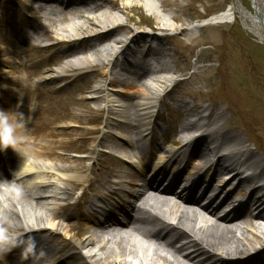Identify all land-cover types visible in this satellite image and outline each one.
I'll use <instances>...</instances> for the list:
<instances>
[{"label":"bare ground","instance_id":"6f19581e","mask_svg":"<svg viewBox=\"0 0 264 264\" xmlns=\"http://www.w3.org/2000/svg\"><path fill=\"white\" fill-rule=\"evenodd\" d=\"M29 1L40 2L37 7L33 4L27 5L35 17L39 18V14L46 15L47 12L50 18L54 17L50 22L54 32L68 30L72 26V19L85 17V20L78 22L81 32L78 31L72 42H87L86 46L73 45L71 48L65 47L63 42L59 43L60 54H63L65 59L59 63V68L52 75H48L44 73V69L48 67L49 58L43 56L42 47L36 43L42 37L51 38L48 30L33 22L20 20L17 29H10L14 36L13 43L6 40L5 31L0 32V63L2 66L7 65L4 74L9 82L8 84L2 81L4 86L0 87V110L6 111L10 118L18 112L23 113L27 120L25 131L17 129L16 132L17 152L12 148L4 150L6 154L14 156L15 162L10 170L3 166L0 178L5 182L8 180L15 183H11V186L19 189L20 194L15 205L11 204L6 211H0V228L27 233L30 237L43 234L47 237L42 242L44 244L49 242L48 236L56 239L54 231L59 227L66 234L79 228L87 237L73 240L77 253H67L66 261L77 258L84 264H132L120 254L110 255L103 246H99L97 251L94 250L99 243L97 236L103 232H112V228L123 220L124 225L132 226L134 231L141 235L153 237L157 249L171 255L172 260L168 264H264V244L255 236L248 238L246 221L249 220L250 223V219L246 220L248 213L245 208L232 210L223 218L218 215L221 217L216 221L211 219L214 222H209L211 229L206 231L200 232L194 226L188 230L174 228L159 218L140 215L134 205L125 202L126 194L120 186L126 185L125 188H128L132 195L130 198H133L136 189L132 187L140 183L136 178L134 181L128 179L131 173L124 167L103 175L93 174V166L85 165V162H91L97 157L98 148H108L110 152L104 155L116 159L117 165L127 163V166H130L136 162L142 173L151 165L152 173L149 175L156 180L169 182L170 185L186 183L187 190L192 191L190 197L185 199L188 203L196 201L194 195L201 192L202 196L197 202L215 205L206 206L203 210L212 214H219L230 204L234 191L237 192L236 198L245 194L256 206H251L253 212L259 211L260 217L253 224L264 229V162L241 142L238 135L226 131L222 124H214V119L219 120L222 117L219 110H209L195 120H187L182 126L181 135L178 136L182 147L177 148L175 153L165 150L158 156L151 151L158 150L157 136L162 134L163 130L150 121L145 122L152 117V112L148 111L155 109L161 100L143 103L136 101L140 96H145L147 91L160 95L166 88L156 82H162L161 80L154 78L149 82L134 87L133 85L138 82V77L146 74L149 77L155 74L164 79L166 84L171 83L169 76L172 71L165 67L161 60L166 49L162 37L139 34L129 37L132 31L117 17L123 10L114 8L115 3L108 0ZM144 1L149 4L147 6L154 4V0ZM157 2L161 4L160 0ZM248 3L251 11L242 7L240 0H233L224 11L206 20V24H221L237 17L246 32L264 47V0H248ZM149 9L148 12L157 14L159 19L157 7ZM87 15L91 16L89 20ZM65 22L68 23L64 24ZM163 26L167 28L165 23ZM88 29H91L90 33ZM26 31L34 33L32 40L37 39L35 43H28ZM53 37L56 38V34ZM23 42L28 43L27 49L18 47L19 43ZM109 56L114 59L111 61ZM31 68L37 72L29 71ZM79 74L105 76L106 79L94 82V86L90 87L92 92L98 94L91 98L90 102L78 103L72 108V100L60 99L63 115L51 116V110L55 107L52 108V103L47 100L43 90L37 96L35 112L30 111L31 101L20 98L23 97L24 91L26 95L30 91L35 92L36 88L27 90L21 86V83L29 80L31 76L37 75L42 77L44 82H50L51 90L69 91L72 82L67 79ZM125 80H128V83L121 94L125 93L130 98L124 110L115 114L114 109L102 107L104 98L109 102L113 96L119 95L120 92L115 87ZM121 99L122 97L119 101ZM12 100L16 101L17 111L6 107ZM178 108L184 113L201 111L200 107L188 105ZM104 113L107 115L105 119ZM238 115L243 121L247 117L244 112ZM87 116L90 117L85 121ZM113 116L121 120H114ZM87 123L91 125H85ZM101 126L105 129H115L118 134L104 133L99 138L95 135ZM142 128H146L145 131H141ZM192 130H198L200 134L188 136ZM143 132H147V135H142ZM73 135H79L84 142H90L91 146L84 147L83 154L71 161L69 166L60 165L62 157L71 152L68 141ZM225 144L234 145L229 151L222 152ZM181 156H186V160L180 168L177 160ZM154 157L157 160L152 164ZM184 173L187 174L185 179ZM197 173L199 175L196 178ZM95 179L98 184L96 187L92 186ZM233 182L236 186L231 189ZM170 185L165 188L166 193L171 191ZM7 187L9 188V185ZM75 192L79 194L75 195ZM88 192H91L93 197H89ZM164 199L153 201L147 206V210L155 212L167 209L169 205L175 206L176 203L171 204L175 202L172 197ZM62 211H67V218L75 216L83 218L84 221L60 224L58 216ZM185 216L193 225L201 224L203 220L197 211H191ZM46 221L56 222V225L47 227ZM251 230L256 232L253 228ZM41 247L42 245L37 243L38 264L45 263V257L40 253ZM13 251L5 256L3 264H28V260L35 257L30 255L29 259L25 260L21 254L22 250L18 251L17 255H14Z\"/></svg>","mask_w":264,"mask_h":264},{"label":"rangeland","instance_id":"374dc122","mask_svg":"<svg viewBox=\"0 0 264 264\" xmlns=\"http://www.w3.org/2000/svg\"><path fill=\"white\" fill-rule=\"evenodd\" d=\"M240 1L242 7L251 11L248 0ZM160 2L161 4H158L157 0H154L153 4L154 7H157L159 19L156 17L157 14L145 12L135 5H132V8L128 7V9L117 3L113 6L123 10V13L117 15V17L132 31L129 37L134 34L148 37L156 36V38L162 37L166 48L161 60L165 67L172 71L169 76L172 88L161 99V103L156 105L155 109L148 111L152 112V117L147 119L145 123L150 121V123L159 126L163 130V133L157 136L159 141L158 150L151 151L158 156L161 151L165 150L175 153L177 148L182 147L178 141V136L181 135L182 126L187 120H195L209 110H219L222 117L219 120L218 118L214 119V124H222L226 131L238 135L241 142L249 150L255 152L256 156L264 162V47L246 32L237 17L221 24H206V20L224 11L233 0H160ZM32 4L34 3L29 0H0V32L5 31L4 37L8 42H14V36L10 29H17L20 20L33 22L40 25L41 28L43 27L39 22V18L35 17L27 7V5ZM163 23L167 28L163 26ZM95 31L99 32V30ZM33 36L32 31H26L28 43H35L37 39L32 40ZM86 42L87 40L79 43H65L64 46L71 48L73 45H80L83 47L86 46ZM28 43H19L20 46L18 47L27 49ZM36 43L42 47L43 56L49 58L48 67L44 69V73L52 75L59 68V63L65 59L58 48V46H61L59 45L61 42L42 37ZM108 59L112 61L114 57L109 56ZM6 66H2L0 63V87L4 86L2 81L9 84L7 76L4 74ZM109 68L110 66L107 67V69ZM29 71L37 72L32 68ZM41 78L34 75L29 80L23 81L21 83L22 87L27 90L36 89H34L35 92L30 91L27 95L25 91L22 92L23 97L20 98L29 100L31 103L32 101L36 102L37 96L43 90L46 93L47 100L51 101L52 108L55 107L51 110V116L57 117L63 115L60 99L69 98L72 100V108H75L78 103L90 102L91 98L98 95L92 92L90 87L94 86V82L105 81L106 79L105 76L96 77L91 74H79L67 79L68 82H72L70 90L67 91L64 89L51 90L52 84L48 81L44 82ZM127 82L128 80H125L116 86L115 89L120 92L119 95L113 96L109 102L104 98L101 106L106 109H114L115 114H120L127 102L126 99L128 100L125 93L121 94V92H124ZM121 97L122 99L119 101ZM145 101V97L140 96L136 102L143 103ZM115 104L123 106H113ZM186 105L195 108L200 107L201 111L193 110L184 113L178 108ZM6 107L7 109L18 110L16 101L13 100ZM240 112H244L247 116L244 121L238 115ZM89 117L87 116L85 121ZM105 118H107V115L104 113L103 119ZM112 118L117 121L121 120L117 116ZM85 125L91 124L87 123ZM102 126L95 136L101 138L104 133L118 134L115 129H105ZM20 129L25 131L26 127ZM145 129L142 128L141 131H145ZM208 129L210 131V128ZM189 133L188 136L193 137L198 133L200 134V131L192 130ZM142 135H147V132H143ZM233 145L225 144L222 152L229 151ZM87 146L90 147L91 143L84 142L79 135L71 136L68 141L71 152H67L62 157L60 165L69 166L71 161L78 159L83 154L82 150ZM97 150V157H94L91 162H85L87 167L93 166V174L106 175L111 171L121 169V167L129 172H142L138 169L136 162L130 164V166H127V163L117 165L116 159L107 158L104 154L110 152L108 148H98ZM2 152V154L0 153V167L4 165L10 170L14 165L15 158L6 154L5 151ZM185 157L181 156L177 160V165L180 168L186 160ZM156 160L157 158L154 157L152 164ZM147 171L149 174L152 173L151 165ZM198 175L199 173L196 174V178ZM89 176L91 177V175ZM183 177L185 179L187 174L184 173ZM92 186H98L96 179L93 181ZM78 194L79 192H75V195ZM88 195L93 197L91 192H88ZM240 198L245 200L246 195L242 194ZM66 213L67 211L60 212L58 216L60 224L84 221L83 218H76L75 216L67 218ZM45 225L47 227L55 226L56 222L46 221ZM54 232L56 239L48 236L49 242L45 243L46 245L42 243L47 239L43 234L37 235L38 238L34 237L36 242L42 245L40 253L45 257V263L84 264L77 258L66 261L65 257L67 253H77V250L73 247V240H82L87 235L81 232L79 228L69 234L63 232L60 227ZM247 235L249 239L254 238V235L250 232ZM65 243L67 244L65 245ZM13 250L14 255H17L18 251L22 249L17 247ZM35 256L37 255L35 254Z\"/></svg>","mask_w":264,"mask_h":264},{"label":"clouds","instance_id":"9594fccd","mask_svg":"<svg viewBox=\"0 0 264 264\" xmlns=\"http://www.w3.org/2000/svg\"><path fill=\"white\" fill-rule=\"evenodd\" d=\"M36 110V102L32 101L30 111ZM27 120L23 113H17L10 118L6 111L0 110V152L7 148H12L17 152V129L25 127ZM21 247L22 256L25 260L30 255L36 254L37 243L34 237H30L27 233L18 231H9L0 228V264H3L5 256L14 248Z\"/></svg>","mask_w":264,"mask_h":264}]
</instances>
